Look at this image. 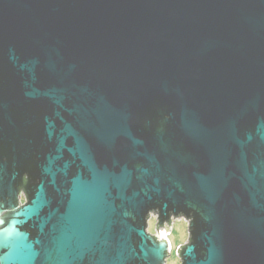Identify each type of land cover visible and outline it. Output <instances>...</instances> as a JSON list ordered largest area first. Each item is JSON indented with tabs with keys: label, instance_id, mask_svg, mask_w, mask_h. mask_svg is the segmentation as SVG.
I'll use <instances>...</instances> for the list:
<instances>
[{
	"label": "water",
	"instance_id": "95a60500",
	"mask_svg": "<svg viewBox=\"0 0 264 264\" xmlns=\"http://www.w3.org/2000/svg\"><path fill=\"white\" fill-rule=\"evenodd\" d=\"M180 217L264 264V0H0V264H166Z\"/></svg>",
	"mask_w": 264,
	"mask_h": 264
},
{
	"label": "rangeland",
	"instance_id": "374dc122",
	"mask_svg": "<svg viewBox=\"0 0 264 264\" xmlns=\"http://www.w3.org/2000/svg\"><path fill=\"white\" fill-rule=\"evenodd\" d=\"M157 216L151 214L148 222V231L152 234L156 233ZM172 228L169 232L170 225H165L166 230L169 232V239L172 244L170 255L166 258V264H182L181 257L177 254V248L180 244H185L189 238L188 225L189 221L184 217L172 220Z\"/></svg>",
	"mask_w": 264,
	"mask_h": 264
},
{
	"label": "flooded vegetation",
	"instance_id": "af4514ba",
	"mask_svg": "<svg viewBox=\"0 0 264 264\" xmlns=\"http://www.w3.org/2000/svg\"><path fill=\"white\" fill-rule=\"evenodd\" d=\"M20 199L22 200V202H25L26 197H25L24 192L21 193Z\"/></svg>",
	"mask_w": 264,
	"mask_h": 264
},
{
	"label": "built area",
	"instance_id": "2783aa9c",
	"mask_svg": "<svg viewBox=\"0 0 264 264\" xmlns=\"http://www.w3.org/2000/svg\"><path fill=\"white\" fill-rule=\"evenodd\" d=\"M165 231H166V233H168L167 230H165ZM169 235H170V234L168 233V234H166L165 236L169 238ZM171 248H172V244H171Z\"/></svg>",
	"mask_w": 264,
	"mask_h": 264
}]
</instances>
